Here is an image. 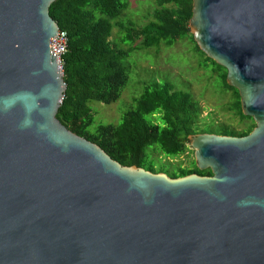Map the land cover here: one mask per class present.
<instances>
[{"label": "water", "instance_id": "obj_1", "mask_svg": "<svg viewBox=\"0 0 264 264\" xmlns=\"http://www.w3.org/2000/svg\"><path fill=\"white\" fill-rule=\"evenodd\" d=\"M55 1L0 0V264H264V0H193L194 39L256 127L191 135L213 174L177 178L59 120Z\"/></svg>", "mask_w": 264, "mask_h": 264}, {"label": "trees", "instance_id": "obj_2", "mask_svg": "<svg viewBox=\"0 0 264 264\" xmlns=\"http://www.w3.org/2000/svg\"><path fill=\"white\" fill-rule=\"evenodd\" d=\"M157 2L152 20L144 27L121 26V30L127 32L126 38L133 42L129 50L118 48L111 40L118 24L113 21L128 8L125 0H56L50 6L51 17L69 35V50L63 66L67 91L57 117L71 131L98 144L122 165L143 167L152 172L157 169L148 161L150 147L156 146L161 153L176 157L190 148L191 135L208 131L199 128L201 110L193 95L177 89L169 81L147 86L120 124H101L97 130H90L95 122L90 102L111 104L120 98L129 79L123 60L131 51L160 44L171 46L190 37L197 50L220 71L226 87L234 92L240 116L252 120L242 112L239 90L227 82V69L208 57L194 39L190 29L193 0ZM255 127L253 123L240 132H233L212 126L211 132L246 136ZM193 173L213 174L210 168L200 169L194 160L192 166L180 167L172 177Z\"/></svg>", "mask_w": 264, "mask_h": 264}, {"label": "rangeland", "instance_id": "obj_3", "mask_svg": "<svg viewBox=\"0 0 264 264\" xmlns=\"http://www.w3.org/2000/svg\"><path fill=\"white\" fill-rule=\"evenodd\" d=\"M128 8L116 18L111 40L120 49L129 50L133 42L126 38L127 32L121 26L132 24L142 28L152 20V13L158 7L157 0H125ZM129 79L120 98L111 104L96 100L90 102L95 114L91 131L101 124H120L124 115L136 106V101L147 86L165 81L172 82L179 90L190 92L201 112L199 128L212 133L216 129L240 132L256 121L244 119L238 113L235 94L228 89L220 71L200 53L190 37H186L171 46L165 44L140 48L130 52L123 60ZM203 133V132H201ZM217 133V132H216ZM199 134V133H198ZM190 148L179 156H167L156 146L147 150L148 161L153 163L157 172L169 176L180 167H190L195 160V150Z\"/></svg>", "mask_w": 264, "mask_h": 264}, {"label": "built area", "instance_id": "obj_4", "mask_svg": "<svg viewBox=\"0 0 264 264\" xmlns=\"http://www.w3.org/2000/svg\"><path fill=\"white\" fill-rule=\"evenodd\" d=\"M58 32L59 34L57 36L50 39L53 43L50 42L49 47L51 54H57V63L63 71L64 56L69 50V35L67 31L61 30L60 28Z\"/></svg>", "mask_w": 264, "mask_h": 264}]
</instances>
